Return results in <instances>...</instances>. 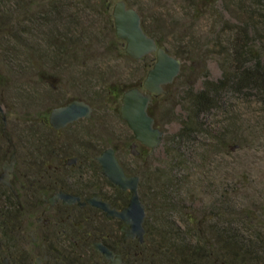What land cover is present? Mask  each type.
Segmentation results:
<instances>
[{"label":"rangeland","instance_id":"1","mask_svg":"<svg viewBox=\"0 0 264 264\" xmlns=\"http://www.w3.org/2000/svg\"><path fill=\"white\" fill-rule=\"evenodd\" d=\"M118 1L0 0V90L15 103L12 119L30 124L47 114L45 104L90 103L92 116L83 120L91 124H80L78 142L93 145L99 156L121 147L117 134L130 138L119 159L129 174L140 176L148 230L189 237L175 244L195 247L199 259L212 252L213 263L235 264V254L238 263L264 264V97L230 89L199 117L190 99L206 81L234 71L239 45L243 61L254 59V48L264 55V6L255 0H124L183 62L175 81L153 98L155 121L165 134L151 152L132 139L120 106L128 87L144 90L156 56L133 62L126 54L112 16ZM184 124L194 130L191 147L175 139ZM135 142L137 156L131 153ZM167 181L165 198L172 200L164 203ZM234 245L242 249L233 251Z\"/></svg>","mask_w":264,"mask_h":264},{"label":"flooded vegetation","instance_id":"2","mask_svg":"<svg viewBox=\"0 0 264 264\" xmlns=\"http://www.w3.org/2000/svg\"><path fill=\"white\" fill-rule=\"evenodd\" d=\"M75 100L52 109L45 104L41 120L17 124L10 114L15 103L0 90V264H111L95 243L109 248L122 264H177L168 251L147 248L146 221L143 242L124 239L126 223L90 202L97 195L122 210L130 192L104 175L93 145L78 142L84 135L80 124H91L83 120L91 117L60 129L52 126V110ZM117 138L122 145L112 148L119 159L130 138Z\"/></svg>","mask_w":264,"mask_h":264},{"label":"water","instance_id":"3","mask_svg":"<svg viewBox=\"0 0 264 264\" xmlns=\"http://www.w3.org/2000/svg\"><path fill=\"white\" fill-rule=\"evenodd\" d=\"M112 16L115 34L125 42V52L128 56L136 60H142L151 54L156 56V61L143 82L144 90L139 87L126 90L121 97L120 106L121 116L132 130L135 141L154 152L163 143L165 132L156 126L155 118L149 113V106L154 96L164 93L165 86L172 84L179 76L183 62L160 46L157 40L145 31L139 11L128 7L124 0L114 5ZM92 112L93 107L89 103L75 100L66 106L53 109L50 121L54 128L60 129L68 123L90 118ZM136 142L131 146L134 156L139 155ZM97 160L111 183L130 192V200L122 210L112 207L108 201L97 195L90 202L106 211L108 216L118 217L126 223L123 227L124 239L138 237L143 242L147 210L140 196V176L126 174L112 147L105 149ZM94 246L111 264H122L119 257L115 259L114 253L106 246L100 243H95Z\"/></svg>","mask_w":264,"mask_h":264},{"label":"trees","instance_id":"4","mask_svg":"<svg viewBox=\"0 0 264 264\" xmlns=\"http://www.w3.org/2000/svg\"><path fill=\"white\" fill-rule=\"evenodd\" d=\"M209 1H215V0H209ZM255 1L264 6V2L262 0H255ZM247 25L253 26L251 22H248ZM144 29L150 36L154 37L157 40L160 46L163 47L161 40L158 39L153 32L149 31L145 26ZM243 51H244L243 45H239V47L236 49L235 58H234L237 61V66H234L235 67L234 71L231 72L227 70L224 71L222 79L218 81H210V80L206 81L203 89L193 94V96L190 98L192 105L191 108L193 109L196 117L209 113L213 108L217 106V103H222L225 94L228 93L230 89L234 90L235 92L254 90L258 92L262 97H264V59H263L264 55L261 54L259 50L254 48V54H253L254 59L251 61L244 59L243 61V58L245 57ZM148 57L149 55L144 57L142 61L147 59ZM132 61L137 62L139 60L132 58ZM170 85H166L165 90L168 89ZM133 87L136 86H130L126 90ZM110 93L111 96L114 98V100L119 98L118 96L119 91L117 89H114ZM149 113L155 118L156 114H155V106L153 101L150 103ZM199 125L200 124H198L197 126ZM156 126H158L157 123ZM193 131H194L193 128H191L189 124H184V127L179 132V134H177L175 139H178L179 143L187 142L188 146L191 147L189 142L194 138ZM132 139H135L134 135H132ZM192 141H194V139ZM163 188H164V192H163L164 203L166 201H171L172 200L171 198L168 199L165 198V193H168L171 189L169 185V181L164 183ZM148 232L149 233L147 236V248L163 249L168 251L169 257H172L174 259L176 258L179 259V262L177 264H198L200 262L199 259L200 255L199 252L195 250V247L191 250L189 248L186 250L185 248H181L184 245L175 244V241H180V242L189 241V237L188 238L175 237L170 233L166 234V232L161 234H159V232L153 233L152 230H148ZM232 249H234L233 251H238V249H242V248L234 245ZM232 256L234 258L233 260L234 263L237 264L240 258H238V255L235 254ZM201 259L202 260L205 259L203 264H215L213 263L212 252L210 254L204 255L203 257H201ZM153 262H148V264H160L156 260H154ZM242 262L243 261L241 260L239 261L238 264H241ZM169 264H172V262H169Z\"/></svg>","mask_w":264,"mask_h":264}]
</instances>
